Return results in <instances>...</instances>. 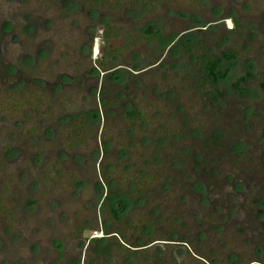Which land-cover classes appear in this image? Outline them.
<instances>
[{"label":"rangeland","instance_id":"obj_1","mask_svg":"<svg viewBox=\"0 0 264 264\" xmlns=\"http://www.w3.org/2000/svg\"><path fill=\"white\" fill-rule=\"evenodd\" d=\"M87 1L0 0L2 60L58 86L23 95L0 70V264H241L264 246V0ZM202 53L220 60L217 91ZM97 67L115 72L94 95L79 80ZM110 182L131 199L119 222Z\"/></svg>","mask_w":264,"mask_h":264},{"label":"trees","instance_id":"obj_2","mask_svg":"<svg viewBox=\"0 0 264 264\" xmlns=\"http://www.w3.org/2000/svg\"><path fill=\"white\" fill-rule=\"evenodd\" d=\"M106 33L108 36L110 35V37H112V38L118 36V32L110 33L107 28H106ZM155 35H156V37L159 38V40H161V42L163 44H166V46H171L175 42V38H176L175 37V38H166L165 39L160 35V33L155 34ZM188 42L190 43L191 40L189 39ZM184 48H185V51H187L188 53H191L194 47L187 45ZM200 57L202 59V63L205 66V71H206V74L208 77V82H209L210 86L214 90L217 91L218 82L220 81V79L224 78V75H222L221 72L219 71L220 60L217 57L210 55L208 53H204V54L202 53ZM200 57H199V59H200ZM224 57L227 60H231V59L236 58L237 56H236V54H225ZM106 70H110V69H106ZM113 76H111L112 79H113ZM117 79H120V77H118ZM251 79H253L252 74H248L247 77L241 78L237 83L234 84V86L239 88L241 83H248ZM103 103H105L104 99H103ZM19 105H21V104L19 103ZM27 105L37 106V105H39L38 100L34 101V100H28L26 98L23 106H27ZM78 118H80V117H78ZM89 118L95 124L100 119V115H99L98 111H91L89 113ZM68 119H69V117L61 116V121L62 120H68ZM125 119H126V122H128L130 129L135 128L137 126L143 127L147 123V118L145 116V113L140 109L139 106L134 108V109L129 110L125 114ZM84 121H86V120L85 119L83 120V118H80L79 122L76 121V123H75V121H74L72 124L73 132H77V130H79L80 127H82V125H84ZM73 132L71 134H74ZM130 132L132 133L131 130H130ZM150 142L151 143L153 142V140L151 138H144L143 139V143L150 144ZM165 142H166L165 137L160 139L157 143L159 145L154 147L153 153L155 154L158 151H160L161 148L164 147L163 145H165ZM107 143H105V146H106L105 149L103 148L105 150L104 155H105V153H107V146H108ZM154 143L156 144V142H154ZM121 154L123 157L124 156L126 157L128 155L127 152H122ZM109 185H110V188H109L110 192L107 193V195L104 197L102 206H104V210L105 209L108 210L112 221L119 222L122 218L125 217V214L127 213V210H128V204L130 203L131 199L126 194H120L119 192L113 191L112 190V185H113L112 182H110ZM197 188L202 189L201 183L197 184ZM97 191H98V193L101 192V194H102V191H104L103 186L100 184L97 185ZM101 196L103 197V195H101ZM106 224H107V222H106ZM105 231L107 232L106 234H108V235L110 234L109 233L110 230L107 229V226H106ZM116 233H119V232H116ZM94 239H95L94 241L97 242L95 252L98 255H100L103 251H104V253H106V251H107L106 249L102 251L99 248L100 247L99 245L101 244V242L103 240L100 238H94ZM142 246L146 247V245H142Z\"/></svg>","mask_w":264,"mask_h":264},{"label":"flooded vegetation","instance_id":"obj_3","mask_svg":"<svg viewBox=\"0 0 264 264\" xmlns=\"http://www.w3.org/2000/svg\"><path fill=\"white\" fill-rule=\"evenodd\" d=\"M87 2L89 3L90 0H88ZM94 2L95 1H93V0L91 1V3H94ZM7 26L9 28V31L12 30L11 22H8L6 24V28H7ZM104 32H106V30ZM41 53L42 52H40L39 54L41 55ZM23 61H24V59H23ZM19 62H20V60H19ZM0 70H2V73H3L4 76H6V78H8V77H13L14 78L15 83H14V86H12V89L19 90V92L21 94H23V95L25 93L29 92V90H28L29 88H32L30 90L36 91L38 93H41V95L42 94H46L49 98H51L52 93H55V91H56L55 89L58 87L57 83H55V84L52 85V91H51V89H47L46 83H44L45 82L44 80L34 79L35 77L32 75V72H27L26 73V71L24 70V67L8 65L7 63H5L2 60L1 55H0ZM111 70L112 69L105 70V71H109V73L104 74V72L101 71L98 67L97 68H93V69H91L88 72V75L90 77H88V75L87 76L84 75L79 80V84L83 85L84 81L82 82V80L83 79H88V78L91 79L92 81H95V83H97V85L94 84V86L91 87L90 91H91L92 94L96 95L97 92H98V86H99V81L101 80V76L102 75L103 76L104 75H108V74H109L108 77L111 76L115 72V71H111ZM110 72H111V74H110ZM58 78L60 79V82H62V81L66 82L67 80L68 81H72V79H73V77L68 75V74H61V76H59ZM61 85H63V84H60L59 87H62ZM33 93L34 92H30L29 94H33ZM32 99H34V101H36L37 97L35 96ZM25 100H26V98L23 99V101H22L23 105H24V101ZM38 104H39V102H38ZM103 104L105 105V103H103ZM65 117H69V116H65ZM72 120H74V118L69 117V119L67 120V124L68 123H72L73 122ZM103 154H104V152H103ZM198 190H200V189H198ZM203 191H204V189H202V192ZM259 206H260V209H259L260 212H259V215H258V217H259L258 220H259L260 223H262V226H263V224H264V200H262V201L260 200ZM263 231H264V229L260 230V232H263ZM100 239H102V238H100ZM262 244H263L262 241H258V243H256V247L252 251L248 252L247 256H245V255L243 256V258L241 259L242 260L241 264H264V246ZM243 259H246L248 261L244 262ZM235 264H240V263L237 261Z\"/></svg>","mask_w":264,"mask_h":264}]
</instances>
